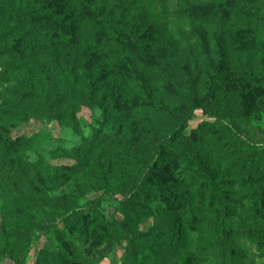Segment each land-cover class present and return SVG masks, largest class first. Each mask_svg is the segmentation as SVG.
Listing matches in <instances>:
<instances>
[{
    "label": "rangeland",
    "instance_id": "1",
    "mask_svg": "<svg viewBox=\"0 0 264 264\" xmlns=\"http://www.w3.org/2000/svg\"><path fill=\"white\" fill-rule=\"evenodd\" d=\"M43 1L0 0V36L14 14L42 29L26 19L0 50L20 49V65L22 42L49 40L60 66L50 50L0 76V91L40 79L39 108L58 114L0 123V264H264L245 237L264 238V220L236 201L264 185V0H97L110 26L85 18L80 0ZM230 5L227 23L207 17ZM227 129L247 144L234 147ZM13 141L20 149L3 155ZM147 170L144 197L121 202ZM99 196L98 220L66 226Z\"/></svg>",
    "mask_w": 264,
    "mask_h": 264
},
{
    "label": "trees",
    "instance_id": "2",
    "mask_svg": "<svg viewBox=\"0 0 264 264\" xmlns=\"http://www.w3.org/2000/svg\"><path fill=\"white\" fill-rule=\"evenodd\" d=\"M82 1L86 7L88 8V10H90V14H85L86 17L85 18H90V19H95L99 22H101L102 24H106V26H110L109 21H106L104 19V17L102 16V14H104V12H102L103 10L106 9V7H102L101 10L96 8V1L97 0H80ZM35 2L39 5L42 6V4L44 3L43 0H35ZM105 6H107V1L105 3ZM236 5H230L226 8L227 12L226 13H221L219 10H210V12L208 13L209 18L214 19L215 21H217L218 23H222L225 24L228 21H230L231 17L235 14H237V10H236ZM186 10V9H184ZM106 12V11H105ZM122 12V11H120ZM123 13V12H122ZM204 14V13H203ZM200 15V17L204 16V15ZM4 13L0 10V21L1 22H6L7 20H5L4 17ZM14 21H13V31H8V33L3 34L0 36V42H2L3 40H6V38H8L9 36L11 37V33L15 32L19 29H23L24 25L27 24V22L29 21L32 28L30 27L29 30L36 32V34H39L40 32H42V29L40 28H35L33 29L34 25H40V24H35V22L30 19L29 16H25L23 18H19L14 14ZM28 21H27V20ZM110 31L113 32V29L110 28ZM33 35V33H32ZM104 38V37H103ZM109 39L113 40L114 43H117L118 38H115V36L112 38V36L108 35L106 39H104L105 41H108ZM133 36L132 35H128V41L133 40ZM58 43H53L51 41H47V40H32L30 43H26L24 44L22 42L21 47L24 48V50L28 49V52L25 53L24 51L21 53H16L15 56H18L19 61L21 62V64H24L26 62H31V63H35L34 57L40 53H47L50 50H52V56L55 59V63L57 65V67L59 66V64L56 61H59V48H58ZM17 51L20 49H16ZM15 51L13 47H6L3 46L2 49L0 50V53H6V56L9 57L10 61L5 62L4 64L1 63V58L2 56H0V67H3L4 71H1L0 76H3V74H5L4 72L6 70H10L12 71L13 69H20L22 67V65H17V63L13 62L12 59L13 55L12 52ZM15 51V52H17ZM38 63V62H36ZM39 66V70L42 73L43 77L45 79H47L49 72L46 71L44 69L43 66H40L39 64H36ZM60 69V66L58 67ZM61 72V71H60ZM31 76L28 77L27 81H22L18 83V88H14V87H1V91H0V98L3 96L4 98L2 99V102L0 103V123H2L4 121V119L8 116V115H12L15 114L17 111L22 112L24 115L27 114V112H36L38 114H51V116H57L58 114L56 113L55 110L52 109V107H47L45 110H42L41 108H39V103L36 101V97L38 96L37 94V90L42 89L43 87V83L40 79L37 80V82L35 83H31ZM229 132L228 135V141L230 142V144H232L234 147L236 146H244L247 144V142H245L244 138L242 136H240V134L227 129ZM261 133L258 132V135H260ZM112 137H114L113 135H111ZM164 139L166 140L167 143H170V137L165 136ZM2 141H6L9 140V135L7 134L3 139H1ZM1 141V142H2ZM0 142V144H1ZM161 143L160 142L157 145V153L161 152ZM20 149V144L17 141H13L10 146L3 152V155H12L15 152H17ZM129 149L130 151H132L134 149V144L131 143L129 144ZM258 150L264 151V146H259ZM188 151V150H187ZM190 152V151H188ZM191 153V152H190ZM193 158V157H191ZM190 158V159H191ZM82 165V164H81ZM150 170H147L144 174H142L141 176H139L134 183V187L133 190L129 191L128 195H124L120 201L123 203H127L128 201H130L131 199L136 200V198H138V196L141 198L144 197L145 193H146V189H147V185H148V181L150 179ZM246 182H248V179L246 178L245 180H243L241 187L245 186ZM212 180L210 177L207 178V181H205L204 183H202L199 187V194H204V191L206 189L211 188L212 186ZM251 187V185H249ZM264 186V185H263ZM260 187L257 190V197L251 201L250 203H246L244 202V200L241 198L240 196V192L236 191V196L238 197V199L236 200L237 202H239L238 204L241 207H246L248 209V213L253 215V218L258 219V220H264V187ZM218 191V189H216ZM105 192H109L108 190H105ZM111 193V191L109 192ZM226 193V191H225ZM225 193H222L223 196H225ZM112 194V193H111ZM113 195V194H112ZM115 196V195H114ZM243 200V201H242ZM101 203V196L90 200L88 202H86V204L79 206L76 209H73L71 211V213L69 215H64L63 216V221L66 223L67 227H71V228H80L79 230H83L82 228H84V226H88L89 222H92L94 220H98L99 216H100V212L98 210V207ZM226 201L222 202V209L225 211L227 206H226ZM86 215H89L88 219L86 220ZM103 226L106 225V223L102 222ZM44 225L46 226L44 228V230H42V232L46 233L48 232L51 228L55 227V222L53 220H47L44 222ZM241 236H244V234H241ZM246 240L251 244V248L253 247V245L255 246V252L259 253V257H264V238H262L260 235H256V233H253L252 235L249 234V236H245ZM234 255L231 254L232 258ZM237 264H242L240 262H238Z\"/></svg>",
    "mask_w": 264,
    "mask_h": 264
}]
</instances>
